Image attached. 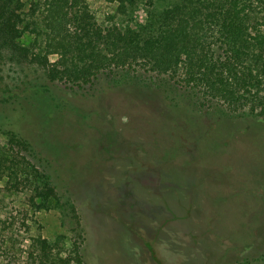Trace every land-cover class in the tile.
<instances>
[{"label": "rangeland", "instance_id": "rangeland-1", "mask_svg": "<svg viewBox=\"0 0 264 264\" xmlns=\"http://www.w3.org/2000/svg\"><path fill=\"white\" fill-rule=\"evenodd\" d=\"M86 2L99 22L114 12ZM145 17L141 4L134 19ZM175 76L113 69L73 85L0 60V128L43 159L23 153L40 171L34 187L0 165V230L16 227L0 264H29L38 235L62 256L77 241L84 264H264V117L230 112ZM7 150L0 134V158Z\"/></svg>", "mask_w": 264, "mask_h": 264}, {"label": "trees", "instance_id": "trees-1", "mask_svg": "<svg viewBox=\"0 0 264 264\" xmlns=\"http://www.w3.org/2000/svg\"><path fill=\"white\" fill-rule=\"evenodd\" d=\"M107 1L115 3L114 12L99 22L86 0H32L28 11L23 0H0V60L34 65L48 81L73 85L113 69L176 74L186 90L230 112L264 117V0ZM141 4L144 22L134 19ZM0 134L8 149L0 165L6 160L14 166L7 176L34 187L40 171L23 153L41 155L15 127L0 128ZM41 176L43 192L54 196L50 175ZM15 228L0 230V241L10 242L0 247L7 257ZM80 248L73 241L62 256L38 235L25 252L29 264H84Z\"/></svg>", "mask_w": 264, "mask_h": 264}]
</instances>
